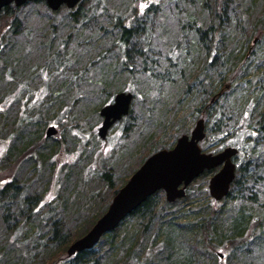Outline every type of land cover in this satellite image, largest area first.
I'll return each instance as SVG.
<instances>
[{
	"label": "rangeland",
	"instance_id": "obj_1",
	"mask_svg": "<svg viewBox=\"0 0 264 264\" xmlns=\"http://www.w3.org/2000/svg\"><path fill=\"white\" fill-rule=\"evenodd\" d=\"M240 1V8H243L241 14L243 13L245 17L247 16L244 19H248L251 22L257 19V11L259 13H264V3L262 1L257 2L258 0H254L252 3L250 0ZM252 4H258L257 6L259 9L257 8V11L254 10ZM95 5H97V8H95ZM189 6L190 5L186 4L183 0H89L81 4L80 8L84 7L86 18H90V15L93 14L95 20L87 23L84 22L85 24H77L76 31L74 32L72 30L74 24L69 20L67 16L69 10L65 6L53 12L47 8L44 0H37L18 8L11 5L10 8L16 9L14 10L16 12L14 16L19 18V31L17 34L12 35V33H10L11 28L0 20V59L2 56H6L9 52V47H11V54H14L13 59L17 58V60L22 61L23 58L22 62L26 66L20 68L22 71L21 73H18L15 68L13 69L15 72L11 70L6 72L4 66L7 67V65L0 62V189L14 180L21 186H25L27 179H29L30 183H33V187L36 189L35 191H38L41 189L39 184L42 183V180H45V176H48V162H42L41 158H38L35 162L26 161V155L31 152L33 154L32 158H34L35 151H24V159L20 156L17 157L14 151H11V153L9 152L17 134L15 131L20 130L17 125L20 124L18 121L19 111L21 112L23 109V112L29 115V112H32V110L35 111L33 108H36L32 105L33 102L36 103L38 98L42 96V90L36 93L35 97L32 99L22 90H20L21 93H19L17 91V84L23 83L25 81L23 78H25L27 82H30L29 88H32L31 85H33L35 89H39L44 81L49 82V78H51V87L54 86L57 94H59L57 95L59 97H56V108L54 112L56 114V124H62L63 128V131L59 129L57 140L60 138L63 140L60 139L61 145L59 148L58 146L56 148V145L53 148V151L55 150L56 152H54L52 156V159L55 161V163L53 162V176H55V173H57V176L61 174L68 175L69 183L67 182V193L60 198L62 201L60 205H58L56 204V197H58L57 195L62 191V187L59 191V182L54 181L55 177H53L49 186L46 188L47 191L44 192L39 199V204L42 206L38 211L45 212L49 205H53L56 213H61L63 216L66 228L73 234H79V232L81 233L82 231L86 233L87 228L89 230L93 226L88 224L89 221L91 222L90 219L98 215L102 210L101 204L98 203L99 199H109L111 197L112 191L108 192L106 188V186H108V181L98 176V171H102V169L106 170L111 174L112 183L116 186H121L146 160L144 159V161L140 163L149 152L153 154L161 150L159 149L160 146L166 145L173 140L171 139L173 135L171 132H176L177 129H179L178 125L180 122H178V119H181V122L185 121V123H183L188 130L187 135L190 134L195 126L194 122L191 126L189 125L191 110L195 102L189 104L191 95L186 97H184V95L182 96L183 88H179L178 86H183L178 77L174 75L171 76L166 72L165 66H162L163 61L166 60L164 59L166 55H170L171 45L179 38L178 32L181 23L187 19L194 18L193 14H197V17L200 18H204L206 15L199 11L194 13ZM148 8V19L154 21V45L153 50L150 51L151 58L149 57V52H147L148 54L146 53L148 62L145 63V66L148 69L149 67L150 69H155L156 64L160 63L161 65L158 64L156 67L158 72L143 70L142 67L140 68L138 61H136L134 65L128 62L123 67L120 66V56H118V49H116L117 38L115 35H117L118 32L114 27L113 19L117 16L126 17L133 10L138 14V12H144L145 9ZM247 8L250 10H246ZM141 14L135 17L142 16ZM144 16L145 14H143L142 17ZM205 23H207V20ZM229 25L231 26L229 33L231 32L233 34L236 31V23L231 19ZM162 26H164V28H162ZM77 30L79 32L81 31L80 37ZM73 32L74 36H77L76 39L72 41L70 36ZM52 33L56 35V38L55 40L51 38V43L57 47L61 43H66L63 49H68V52L69 49H71L69 52L70 55H72L71 61H74L75 64L63 69L62 73H56L55 71L50 74L49 77V72L42 67L48 61V55L46 54H51L49 49H47L48 47H45L50 43V38H46V40L42 41L44 43L42 47H37V44H34L35 49H33V45L28 44L22 39H25L24 34H30V38H35L37 41V37L48 36ZM83 39H85V43L88 44V48H83L82 45H78L77 42ZM15 40L18 42L10 46V43H13ZM93 45L95 49L99 50L94 51L92 48ZM189 47H191V49L194 48L192 44ZM196 49H198L197 56H195L192 51V55L189 57L191 58L193 56L197 62V67H200V59H202V56L200 57L199 48ZM251 54L252 55L247 60L250 66L247 68L248 72L244 79L236 83L232 81V84L230 83L231 91L227 95V98L225 100H219L218 102V105L221 107L225 106V101L228 100L226 103L230 111L228 117L230 120L232 119V125L229 123V127H232V129L225 135L228 139L227 141L235 143L234 147H238L240 150L243 142L250 145V141H242V138L238 136V134L241 135L239 131L243 132L244 128L247 129L250 117L253 118L259 109L262 107L264 108V39L254 46ZM99 56L102 57V60L97 63L96 61ZM189 57H187L186 60ZM94 61L95 63H93ZM183 63L184 61H180L176 68L178 69L179 65ZM31 65L32 68L30 71H27L26 69ZM184 66L188 67L189 64L185 62ZM13 67H15V65H13ZM172 69L174 70V68ZM161 72L165 75L166 79H172L167 80V82H159L155 75ZM104 78L106 82L105 86L102 87L105 80ZM75 79H78L80 83L76 89H74V86H77L76 84L72 86ZM173 81L174 83L172 84ZM229 81L230 80L224 83L228 87L230 86L228 84ZM171 84L172 86H168ZM97 85H100V87H97ZM119 88L121 90L120 92H131L134 96L130 107V118L126 121L115 123L108 131L106 138L101 140L97 136V129L102 121L99 115V109L104 103L112 101L116 89ZM63 89H66L68 92L64 90L63 93H60ZM65 93L66 95H64ZM109 94L112 95L109 97ZM16 96L18 97L17 101L13 99ZM248 103L252 105L251 108L250 106L246 107ZM47 104H49V100ZM67 109L68 114L66 119H64L63 114L60 115V113H65ZM239 109L243 110L239 113ZM37 110H39V108H37ZM40 110L41 112L37 115L42 118H46L47 115L50 117L49 109L46 110L45 113H43L45 109ZM172 112V120L168 122V117ZM240 114L242 115L241 117ZM32 115L33 114H31V116ZM243 118L248 119L246 123L243 121V123L246 124L244 128L242 124L239 127V123ZM72 119L79 120L82 125L77 126L75 129L69 126L71 130H73V134L78 136L79 139L70 136L68 132L64 130L66 123L69 125V122L74 121ZM211 119L212 118H210V121ZM25 124L24 122L21 124V129H24L26 126L27 134L29 133L27 130L34 131L36 128L35 126ZM48 126L51 125L47 124L45 126L42 131L43 135ZM210 127L213 128L212 126ZM210 127L209 124L206 123L205 128L210 129ZM238 128H242L243 130H238ZM9 134L13 136V138H7ZM261 136L263 135H258L260 139ZM205 137L208 139V142L201 145L202 150L209 146L211 142L215 143V140L219 138V133L214 132V134H209L205 132ZM49 140L52 141V139ZM258 144L260 145L257 149L252 146V148L246 147L244 150H241L239 155L235 158V164L239 166L238 162L240 160L243 164L242 167H244L248 161L251 162L253 161L252 159L257 157L262 160V158H264V136L262 141H256V145ZM245 146L243 144V148ZM155 147L156 151L154 149ZM210 149L211 150L204 152L211 153L214 146ZM49 153L50 150L47 156ZM243 170L244 168L242 171ZM253 173V179L245 182V193L240 199L239 197L237 199L234 198L236 194L234 189L231 198L213 204V206H211L212 209L216 212H221L224 217L232 218L235 212L240 208L241 212L246 213L251 216V218H260L261 221H264V164L258 166L257 171ZM212 175L213 172L209 173L203 180H198L191 185L190 198L187 202H182V199L176 200V206H179V208L185 207L186 205H192V207L197 205L206 206V203H208L210 199L207 188L209 179ZM230 188H232V185ZM26 193L28 194V192ZM249 195L254 197L255 200L250 202L251 197H248ZM160 197L165 200L163 194ZM64 200L66 202L63 208L62 203ZM196 202L199 203L195 205ZM159 203H161V198L155 201V204ZM163 213L164 211L161 210L160 214L162 215ZM138 225L139 218L133 217L118 226L119 228L113 239H115V242L119 243V248L112 253L107 252V250L102 251L105 257L108 254H112V259L107 264H117L119 261L125 263L126 260H132V262H129L130 264H145L141 258L144 256L145 250L149 251V246L155 237L150 238L148 241L149 237H147V235L138 234ZM24 229H26V227ZM157 236L159 238H156L154 244H158L162 241L163 233H159ZM77 239L72 240L67 248ZM138 245L141 249L137 248ZM250 246L253 247L254 245L250 244ZM134 248H137L138 251L132 256L131 253ZM97 249L98 244L93 250ZM263 257L264 251L259 257V261L256 259V264H263ZM170 262L171 260L165 262V264ZM209 262L207 263L215 264L216 260H209ZM161 263L162 262L159 264Z\"/></svg>",
	"mask_w": 264,
	"mask_h": 264
},
{
	"label": "trees",
	"instance_id": "obj_2",
	"mask_svg": "<svg viewBox=\"0 0 264 264\" xmlns=\"http://www.w3.org/2000/svg\"><path fill=\"white\" fill-rule=\"evenodd\" d=\"M87 1L89 0L82 1L78 4L76 9L68 11L67 16L72 24H74L72 26L74 32L76 31L77 24L95 20L93 14L90 15V18H86L83 9L84 7L80 8L81 4L86 3ZM183 1L190 5L189 8L193 10L194 13L199 11L206 15L204 18H200L197 17V14H193L194 18L187 19L181 23L178 32L179 38L171 45L170 55H166L164 58L166 60L163 61L162 66H165L166 72L171 76L174 75L178 77L183 86H178L179 88H183V93L181 95H184V97L191 95L189 104L195 102L194 107L191 110V120L189 121V125L191 126L193 122L195 124L199 119H203L205 125L207 123L209 124V127H213H210V129L205 128V132H208L209 134H214V132L219 133V138L215 140L216 142L213 143L209 141L211 142L209 146L202 150L203 152L208 151L214 146L211 153L215 154L225 147H234L235 143L227 141L228 139L225 135L232 129V127H229V123H231L232 119L230 120L228 117L230 115L229 107L226 105L228 100L225 101V106L221 107L218 105V102L219 100H225L227 98V95L231 91L232 81H234V83L242 81L246 76L248 72L247 68L250 66V64L248 65L247 63V60L252 55L251 53L254 46L259 42H262L264 39V13H259L257 11L259 9L257 6L258 4H252L253 9L257 11L258 17L256 20L250 22V20L244 19L247 16L245 17L243 13L241 14L243 8H240V0ZM252 1L254 0H250L251 3ZM259 1L264 3V0H258L257 2ZM10 7L11 6L0 11V20L11 28L10 33L14 35L19 31L18 24H20V22L19 18L14 16L16 15V12L14 11L16 9ZM95 8H97V5H95ZM246 10L250 9L247 8ZM148 11L149 8L145 9L144 12L140 11L137 14V12L133 10L126 17L117 16L113 19L114 27L118 32L117 35H115L117 38L116 49H118V56H120V66L123 67L128 62L134 65L136 61H138L140 68L142 67L143 70L158 72L156 67L158 64L161 65L160 63L156 64L155 69H150V67L148 69L145 66V63L148 62L147 52H149L150 57V51L153 50L154 45V21L148 19ZM140 14L142 16L145 14V16L135 17ZM231 19L236 23V31L233 34L231 32L229 33L231 27L229 21ZM206 20L207 23H205ZM162 28H164V26H162ZM74 32L70 36L72 41L73 39H76L77 36H74ZM77 32L80 37L81 31L79 32L77 30ZM24 35L25 39L22 40L33 45V49H35L34 44H37V47H42L44 45L42 41L46 40V38H50V43L45 47H48L47 49H49L51 54H46L48 55V61L42 67L49 72V77L53 72L56 71V73H62L63 69L75 64L74 61H71L72 55L69 53L71 49H69V52L68 49H63L66 43H61L58 47L51 43V38H53V40L56 38L54 33L48 36H40V38L37 37V41L35 38H30V34ZM84 40L85 39L80 40L77 43L78 45H82L83 48H88V44H86ZM254 40L255 43H253ZM17 42L18 41L16 40L13 41V43H10V46ZM191 44L194 46V48H192L193 50L189 47ZM52 46L54 47L51 48ZM92 48L94 51L99 50L95 49L94 45ZM196 48H199L200 57L202 56V59H200V67H197V62L193 56L191 58L189 57L192 55V51L193 54L197 56L198 49ZM11 51L12 49L9 47V52L5 57L2 56L0 62L7 65V67L4 66L6 72L9 70L15 72L13 70L15 68L18 73H21L22 71L20 68L26 66L22 62L23 58L22 61L17 60V58L13 59L14 54H11ZM71 53L73 54L72 51ZM187 57L190 59L188 58L189 60H186ZM101 60L102 57L99 56L96 62L98 63V61ZM180 61H184V63L179 65V68L177 69L176 67ZM185 62L189 64L188 67L184 66ZM93 63H95V61ZM13 65H15V67H13ZM31 68L32 65L26 70L30 71ZM172 68H174V70ZM155 76L159 82H167V80L172 79H166L162 72L158 74L156 73ZM23 80H25L23 83L17 84V91L19 93H21L20 90H22L32 99L35 97L36 93H39L42 90V96L41 98H38L36 103L33 102L32 105L36 108H33L35 111H30L29 115L24 113L22 108V111H19L18 121L20 124L17 125L20 130L15 131L17 134L9 152L11 153V151H14L17 157L20 156L24 159V151H35L34 158H32L33 154L31 152L26 155V161L35 162L38 158H41L42 162H48V176L44 175L45 180H42V183L40 184L38 183L41 186V189L38 191H35L36 189H34L33 183H30L29 179H27L25 186H21L16 180H14L0 189V264H107L112 259V254H108L105 257L102 251L107 250V252L112 253L119 248V243L115 242V239H113L119 227L102 237L98 243L97 250L91 249L67 257V246L72 240L82 237L85 232L82 231L81 233L79 232V234H73L67 229L64 224L65 221H63V216L61 213H56L53 205H49L45 212L38 211L42 206L39 204V199L42 194L47 191L46 188L49 186L53 177H55L54 181L59 182V191L62 187V191L57 195L58 197H56V204L60 205L62 201L60 198L67 193L66 187L69 177L68 175L63 174L57 176V173L53 176V162L55 163L52 159L53 153L55 152V150L53 151V148L55 145L56 148L57 146L59 148L61 140H63L61 138V140H57L59 129H62L61 131H63V128L62 124H56V114L54 112L56 108V97H59L57 96L59 94H57L54 86L51 87V78H49V82L44 81L39 89H35L33 85H31L32 88H29L30 82H27L25 78H23ZM228 80H230L228 83L230 85L229 87L224 84L227 83ZM105 82L106 79L104 80L102 87L105 86ZM173 83L174 81L172 84ZM75 84L77 86H74ZM78 84H80L78 79H75L72 85L74 86V89L78 87ZM172 84L168 86H172ZM97 87H100V85H97ZM64 90L66 89L61 90L60 93H63ZM67 90L66 92H68ZM120 91V88L116 89L114 95ZM64 95H66V93ZM111 95L112 94H109V97ZM194 97H196L197 100ZM13 99L17 101L18 97L16 96ZM48 100L49 104H47ZM109 102L104 103L103 106L109 104ZM247 106H250V108L252 107L249 103L246 107ZM37 108H39V110H37ZM40 109H45L43 113L49 109L50 117L47 115L46 118H42L37 115L41 112ZM242 110L243 109H239L238 112L240 113ZM130 112L131 111H129L128 115L121 120L122 122L130 118ZM31 114L33 115L31 116ZM62 114L64 119H66L68 109L65 113H60V115ZM241 116L242 115L240 114V117ZM172 117L173 112L168 117V122L172 120ZM210 118H212L211 121ZM72 120L74 121L69 122V125L66 123L64 130H66L70 136L79 139L78 136L73 134V130H71L70 127L75 129L77 126L82 125L79 120ZM246 120L248 121V119L243 118L239 123V127L242 124L244 128L246 126ZM243 121L245 123H243ZM23 122L26 123L25 125L35 126L36 128L34 131L27 130L29 131L27 134L26 126L24 129H21V124ZM178 122H180L178 125L179 129H177L176 132H171L173 133L171 138L173 140L171 142L168 141L170 142H167L168 144L165 143L166 145L160 146L159 149H170L179 135H187L188 130L185 128V121H183V123L181 122V119H178ZM248 122L250 125L248 124L247 129L244 128L243 130L242 128H238V130H243V132L239 131L241 135L238 134V136L242 138V141H250V145L243 142L244 146H246L243 148L242 144L241 150H244L246 147L252 148V146L257 149L261 144L256 145V141H262L264 136V108L262 107L259 109L253 118L250 117ZM47 124L53 125L57 129V136L55 138H44L42 131ZM259 134L263 135L261 136V139L258 137ZM7 138L11 139L13 136L9 134ZM49 139H52V141ZM207 140L208 139L205 137L203 142L200 143V147L202 144L208 142ZM235 148L238 149L239 155L241 150L238 147ZM154 149L156 151V147ZM49 150L50 153L47 156ZM151 153L149 152L140 163H142ZM252 160L253 161L251 162L248 161L247 164L245 163L246 165L244 167H242L243 164L239 160L238 165L242 168L235 164V179L227 197L223 200L231 198L234 189L236 191V194L234 195L235 199L238 197L240 199V197L243 196L245 193V182L253 179V172L257 171L258 166L264 164V158H262L263 161L260 160L259 157ZM243 168L244 170L242 171ZM98 173V176L108 181V186H106L107 191L112 192L109 199H99L98 203L101 204L102 210L98 215H95L90 219L91 222L89 221L88 224H91V226L105 212L112 196L125 184L124 183L121 186L114 185L112 183L111 174L106 170L102 169V171H98ZM208 174V172L203 173L199 178L194 180L191 185L198 180H203ZM191 185L187 188L182 202H187L190 198ZM26 192H28V194ZM162 194V192H157L152 197L148 198L120 224L122 225V223H125L128 219L133 217H138V234L141 233L147 235V237H149L148 241L150 238L155 237L152 240L151 245H148L150 249L147 246L149 251L145 250L144 256L141 258L145 264L148 262V264H159L160 262H162L161 264H165V262L170 260L171 262L168 264H209V260L213 259L216 260L215 264H256V259L259 261V257L264 251V221H261L260 218L253 219L246 213L241 212L240 208L235 212V215H233L232 218L224 217L221 212H216L212 209L211 206L217 202L211 198L208 200V203H206V206L197 205L199 202H196L195 205L197 206L195 207H192V205H186L185 207L179 208V206H176V202H166L164 198L160 197ZM248 197H251V195ZM159 198H161V203L155 204L156 199ZM254 200L255 198L251 197V201H247L252 202ZM65 202L66 201L64 200L62 203L63 208ZM161 210L164 211L162 215L160 214ZM25 227L26 229H24ZM159 233H163L162 241L158 244H154L156 238H159L157 236ZM250 244L254 246L251 247ZM137 248L141 249L139 245ZM137 248L132 249V256L138 251ZM218 253H222V259L219 258ZM129 262H132V260H126L125 263L119 261L117 264H130Z\"/></svg>",
	"mask_w": 264,
	"mask_h": 264
},
{
	"label": "water",
	"instance_id": "obj_3",
	"mask_svg": "<svg viewBox=\"0 0 264 264\" xmlns=\"http://www.w3.org/2000/svg\"><path fill=\"white\" fill-rule=\"evenodd\" d=\"M35 0H0V11L10 5L21 7ZM47 8L55 12L60 7L73 9L84 0H44ZM255 43V40L253 41ZM132 94L121 92L114 96L111 104L99 109L102 118L97 136L104 140L113 124L126 117L132 101ZM204 121L195 123L190 135L180 136L171 149H162L151 154L130 176L126 183L113 195L106 211L93 226L66 250L67 257L94 248L100 239L113 232L119 224L157 192H163L165 200L172 203L185 196L186 188L204 172L217 170L208 183V194L214 201H221L228 195L235 178L234 157L237 149L226 147L216 154L203 153L199 143L204 140ZM57 134L50 126L45 138ZM222 259L223 255L218 254Z\"/></svg>",
	"mask_w": 264,
	"mask_h": 264
}]
</instances>
